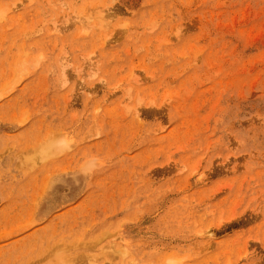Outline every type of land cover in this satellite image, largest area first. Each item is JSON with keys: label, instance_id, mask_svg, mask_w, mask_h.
<instances>
[{"label": "rangeland", "instance_id": "rangeland-1", "mask_svg": "<svg viewBox=\"0 0 264 264\" xmlns=\"http://www.w3.org/2000/svg\"><path fill=\"white\" fill-rule=\"evenodd\" d=\"M0 15V264H264V0Z\"/></svg>", "mask_w": 264, "mask_h": 264}, {"label": "bare ground", "instance_id": "bare-ground-1", "mask_svg": "<svg viewBox=\"0 0 264 264\" xmlns=\"http://www.w3.org/2000/svg\"><path fill=\"white\" fill-rule=\"evenodd\" d=\"M0 16H3V15H0ZM64 18H65V17H64ZM87 18H88V17H87ZM87 18H86V20H87ZM91 19H92V18H91ZM89 20H90V19H89ZM56 22H57V21H56ZM55 24H56V23H55ZM56 25H57V24H56ZM57 26H58V25H57ZM55 28H56V27H55ZM55 28L53 27L54 30H55ZM54 30H53V31H54ZM57 30H58V29H57ZM57 30H55V31H57ZM91 60H92V59H91ZM21 62H23V61H21ZM92 62H93V61H92ZM89 63H90V62H89ZM22 64H23V63H22ZM22 64L20 65L21 67H22ZM21 67H20V68H21ZM24 67H25V65H24ZM24 67H22V68H24ZM63 67H64V65H63ZM81 67H83V66H81ZM84 67H85V66H84ZM89 67H90V66H89ZM20 68H19V69H20ZM64 68H65V67H64ZM85 68H86V67H85ZM19 69H18V70H19ZM62 69H63V68H62ZM23 70H24V69H23ZM63 72H65V71H63ZM89 73H91V72H89ZM64 74H65V73H64ZM64 74H63V75H64ZM91 74H93V73H91ZM91 74H90V75H91ZM64 76H65V75H64ZM83 86H84V85H83ZM56 143H57V142H55L54 140H53V142L49 140L48 143H47V147H53V144H56ZM43 151H44V150H43ZM211 235H212V234H211ZM119 246H120V245H119Z\"/></svg>", "mask_w": 264, "mask_h": 264}]
</instances>
